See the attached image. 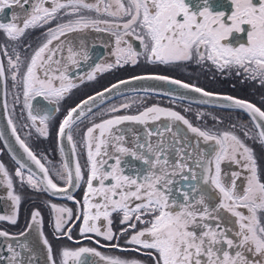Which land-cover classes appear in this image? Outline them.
<instances>
[{
	"label": "snow or ice",
	"instance_id": "1",
	"mask_svg": "<svg viewBox=\"0 0 264 264\" xmlns=\"http://www.w3.org/2000/svg\"><path fill=\"white\" fill-rule=\"evenodd\" d=\"M13 5L19 11H13L7 22L0 21V32L8 41L0 48L7 58L6 65L0 61V81L6 87L10 79L12 87L20 90L14 105L20 103L22 95V109L29 122L25 127L35 129L40 137L48 138L52 112L60 110L61 102L79 84L113 68L136 65L141 56L149 64L194 62L210 64L221 73L235 70L237 75L264 86V0H230L227 15L216 10L224 5L214 6L212 0H0V13ZM37 28L46 29L42 41L35 48L25 46L28 31ZM89 31L110 33L115 59L95 63L84 76L74 77L72 69L92 58L84 38ZM239 33L245 34L244 42L234 38ZM130 38L139 41L142 52L134 48ZM22 46L31 49L30 54L26 50L22 53ZM139 80L161 81L199 93L200 104L221 101L224 107L246 113L249 124L213 131L194 126L180 112L155 104L135 115L116 114L130 109L135 100L108 108L99 114L97 122V113H93L97 99L103 101L106 94ZM143 91L147 95L157 89ZM165 94L173 99L178 95ZM37 98L56 107L49 110L38 106L34 103ZM4 109L8 111L6 101ZM196 115L200 119L204 113ZM162 119L167 124L158 125L155 131L148 127L150 122ZM84 120L89 126L80 142L85 157L82 167L73 131ZM126 124L143 125V136L131 127H121ZM7 125L38 171L15 156L18 166L14 173L0 162V186L5 188L12 209L10 214H0V221L11 225L18 222L22 197L16 192L17 182L68 201H74L72 189L83 183L82 202L74 201L78 205L75 220L81 222L80 236L102 248L145 257L108 256L89 246L54 251L43 229L41 211L34 209L24 231L12 234L0 230V238L17 241L15 246L6 245L7 264H35L32 243L22 240L33 232L46 252L47 264H264V167L258 163L264 151L258 156L246 143L250 140L264 150L261 107L166 75L133 76L67 110L56 133L61 154L58 164L37 157L19 135L11 115ZM129 133L131 140L127 139ZM188 133L196 137L195 150H189L185 143ZM2 139L5 137L0 131ZM65 140L70 154L65 152ZM201 140L208 144L207 150L201 149ZM128 157L140 161L141 166L131 164ZM226 161L240 171L230 175L223 172ZM241 175L245 180L242 187L237 184ZM46 206L53 236L73 241L69 226L73 209L50 201ZM114 223L120 226L118 231ZM24 252L29 253L27 258Z\"/></svg>",
	"mask_w": 264,
	"mask_h": 264
},
{
	"label": "flooded vegetation",
	"instance_id": "2",
	"mask_svg": "<svg viewBox=\"0 0 264 264\" xmlns=\"http://www.w3.org/2000/svg\"><path fill=\"white\" fill-rule=\"evenodd\" d=\"M254 2H258V0H254ZM212 3L214 6L217 4L224 5V7H218L216 10L225 11L226 15L230 14V0H212ZM13 11H19L18 6L13 5L11 9L5 8L3 13H0V21L7 22L11 18ZM245 28H247V26H245ZM45 31L46 29L43 28L29 30L26 37L24 38V45L26 46L30 44L32 48L37 47L38 44L42 41L43 33ZM89 33H93L92 38H94L95 40L91 44H89ZM99 34L100 41L97 40ZM84 38L89 48V51H91L92 45L96 43H100V45H103L105 47V54L102 58H100V61L98 63H109L114 61L115 58L113 56L110 60H108V56L110 53L109 49L111 47L108 45V43L112 41V48L114 47V39L111 37L110 33L89 31L87 32ZM234 38L239 39L241 42H244V40L246 39L244 33H239L237 34V36L236 34H234ZM130 42L133 44L134 48H136L137 51L142 52V49L139 45V41L135 40V38H130ZM7 43L8 41L6 40L4 34L0 32V48H3ZM25 50L26 49L23 46L20 48V51L22 53L25 52ZM26 51L28 54H30L31 49H27ZM0 61H3L5 65L7 64V58L3 55L2 52H0ZM82 63L83 62H81L79 68L72 69L71 74L74 77L84 76L87 72L91 70L83 69ZM144 74L166 75L189 84H195L196 86L204 88L205 90L210 92L218 93L221 95H230L236 98L247 100L257 105L258 107H261L262 110H264V86L260 85L258 81H250L245 79L243 75H237L235 70H232L231 74H229L227 71L221 73L218 72L215 68H213L210 64H205L201 66L195 64L194 62H188L180 65L149 64L146 62L143 56L139 58V63H137L136 65L126 64L123 67L113 68L110 71L98 74L97 78L93 81L85 80L84 83L79 84V87L73 89L72 92L65 98V100L61 102L59 106L60 110L58 112H52V119L49 125L50 135L48 136V138L40 137L35 132V129H29L25 127V124L29 122L26 120V111L22 109L23 97L21 95L20 103L14 105V97L18 94L20 90L12 87V82L10 79L7 80L6 87L5 82L0 81V103L1 106L4 107L5 101L7 102L8 116L11 115V118L16 124L19 135L30 146V148L37 155V157H44L47 160L58 164L61 160V154L59 152V143L56 133L58 125L60 121L63 120L67 110L71 107H74L83 99H86L88 96L99 92L101 89L107 87L115 81L131 76ZM106 80H109L111 82L101 86L100 83ZM141 98H143V103H140ZM133 100H135L136 102L133 103V106L130 109L121 110L119 113L116 114L135 115L139 111H142L144 107H148L155 104L163 108H171L177 112H180L187 119H189L194 126L207 128L213 131H222L228 129L233 124H249L248 115L237 109L220 105L192 103L157 94L145 95V93H134L130 95H124L107 101L103 105L93 110V113H97L95 119L97 120V122H99L100 113L106 112L108 108L114 105L119 106L124 102H132ZM34 103L38 106H43L49 110L54 109L56 107V105L48 103L43 98H37ZM13 107H15L14 111ZM185 108H190V111H185ZM22 111L24 112V116L21 115ZM198 112L204 113V116L200 119H198L196 115ZM104 118H107V116H104ZM165 124H167V121L162 119L161 121H157L155 123L150 122L148 127L155 131L158 125L162 126ZM87 126H89V121L84 120L82 123L79 124V128L74 129L73 131L74 138L77 142L78 150L81 153L80 163L82 167L85 163V157L83 155L84 150L82 147H80V142L83 131L86 130ZM121 127H131L135 133L143 136V125L126 124L122 125ZM29 132H31V135L28 134ZM240 135L241 138H244L242 132L240 133ZM127 139H132L131 133L127 135ZM155 139L156 137H153V140ZM185 143L189 150H195L196 137L193 134L188 133L185 139ZM246 143L254 147L258 156H260L261 152L264 151L260 148L258 144H253V142L250 140H246ZM200 147L201 149L207 150L208 144L204 143L203 140H201ZM127 159L131 164H134L136 167L141 166L140 161H134L131 157H128ZM0 162L4 163L8 168L9 172L11 173H14L15 168L18 166L16 164V160L13 159V157L10 155L2 140H0ZM189 163L191 164L192 162L190 161ZM258 163L261 167H264V157L259 159ZM192 166H194V164ZM222 171L230 175L232 171H240V169L235 165H230L229 162L226 161L222 164ZM57 182L62 184V182L60 181ZM244 183V176L241 175L240 179L237 181V184L238 186L242 187ZM85 188L86 185L82 183L80 188L72 189L74 201L82 202ZM16 192L22 197V202L19 209L18 222L16 225H11L8 224L6 221H0V230H6L12 234H18L19 232L24 231L30 220L31 212L34 209H39L44 220V232L52 243L54 251H58L62 247L76 248L79 246H89L97 247L99 251H101L104 255L108 256H121L128 258L136 257L139 259H145V257L140 256L139 254L134 252H122L115 249L102 248L97 246L93 242L84 240L79 234V226L81 222L75 220V213L77 211L78 205L74 201H68L63 197H51L45 193L35 192L27 186H21L18 182L16 186ZM49 201L73 209L74 217L73 220L70 221L69 226H72L73 241L80 240L82 241L81 244H76L73 241L67 240L66 238L56 239L53 236L51 215L48 207L46 206V203ZM11 211L12 209L10 206V202L6 198V190L3 186H0V214H10ZM113 227L115 231H118L120 226L118 225V223H114ZM23 239H27L32 243L33 249L36 254L35 264H47L46 252L43 250L42 245L39 243L38 237L35 232L31 233L26 238H22V240ZM101 242L106 243L104 241ZM8 243H12L15 246L17 244V241H6L4 238H0V264H7L6 257L8 256V252L6 245ZM120 243L123 245V240H121ZM23 255L25 258H27L29 253L24 252Z\"/></svg>",
	"mask_w": 264,
	"mask_h": 264
},
{
	"label": "water",
	"instance_id": "3",
	"mask_svg": "<svg viewBox=\"0 0 264 264\" xmlns=\"http://www.w3.org/2000/svg\"><path fill=\"white\" fill-rule=\"evenodd\" d=\"M90 54L92 57L91 60L88 61L87 63H84V62L82 63V68L85 70L91 69V67L94 66L95 63H98L100 61V58H102L105 54V47L103 45H100V43H96L92 45ZM145 75H154V74H144V75H137V76H145ZM155 75H158V74H155ZM131 77H127L121 80H128ZM118 81H115L112 84L117 83ZM110 85H108L107 87H109ZM152 88L157 89V91L149 92L148 94H157V95H162V96L173 98L172 96L166 95L165 93L175 92L178 94L175 97V99L182 100V101H188L192 103H199V100L202 99L199 93H195V92H192L186 89H181L176 85H170V84H166L161 81H154V80H139V81H133L129 85L122 86L120 89L114 90L110 94H106L103 101H101L100 99H97L96 105L93 106V110H95L96 108H98L99 106L103 105L104 103H106L107 101L113 98H117V97L124 96V95H130L134 93H144L143 91L144 89H152ZM103 89H101L100 91H103ZM131 89H136V91L135 92L130 91ZM117 93H119V95ZM222 104L223 102L221 101H215L213 103H210V105H220V106H222ZM7 119H8V114L5 111L4 107L1 106V103H0V131H3L4 133L5 139H2V141L4 142V145L6 146L8 152L10 153L12 157L15 156L16 158L20 159L22 162L32 167L34 171H38L35 168V165L32 164V162L27 159L26 154L16 143L15 138L11 135V130L7 125ZM64 148H65V152L70 154V146L68 145L67 140L64 141Z\"/></svg>",
	"mask_w": 264,
	"mask_h": 264
},
{
	"label": "rangeland",
	"instance_id": "4",
	"mask_svg": "<svg viewBox=\"0 0 264 264\" xmlns=\"http://www.w3.org/2000/svg\"><path fill=\"white\" fill-rule=\"evenodd\" d=\"M92 35H93V33H89V44H91L92 42H94L95 40H94V38H92ZM105 35H106V33H105ZM97 40H99L100 41V34H99V36L97 37ZM108 45L109 46H111L110 47V53H109V56H108V60H110L111 59V57H112V55H111V52H112V46H113V42L111 41L110 43H108ZM109 82H111V81H109V80H106V81H103V82H101L100 83V85L102 86V85H105V84H107V83H109Z\"/></svg>",
	"mask_w": 264,
	"mask_h": 264
}]
</instances>
